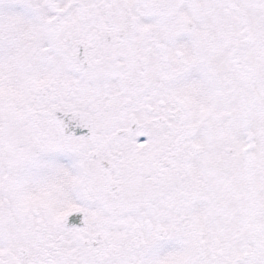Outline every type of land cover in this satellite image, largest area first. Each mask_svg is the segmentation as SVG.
<instances>
[{
    "label": "snow or ice",
    "instance_id": "snow-or-ice-1",
    "mask_svg": "<svg viewBox=\"0 0 264 264\" xmlns=\"http://www.w3.org/2000/svg\"><path fill=\"white\" fill-rule=\"evenodd\" d=\"M0 264H264V0H0Z\"/></svg>",
    "mask_w": 264,
    "mask_h": 264
}]
</instances>
